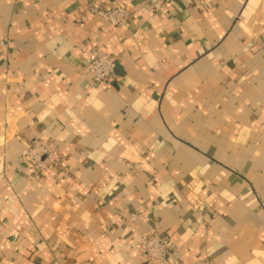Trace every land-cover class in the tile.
Returning a JSON list of instances; mask_svg holds the SVG:
<instances>
[{
    "label": "crops",
    "instance_id": "1",
    "mask_svg": "<svg viewBox=\"0 0 264 264\" xmlns=\"http://www.w3.org/2000/svg\"><path fill=\"white\" fill-rule=\"evenodd\" d=\"M0 31V264H149L150 231L164 264H264V0H0Z\"/></svg>",
    "mask_w": 264,
    "mask_h": 264
},
{
    "label": "built area",
    "instance_id": "2",
    "mask_svg": "<svg viewBox=\"0 0 264 264\" xmlns=\"http://www.w3.org/2000/svg\"><path fill=\"white\" fill-rule=\"evenodd\" d=\"M153 10H163L172 0H147ZM93 14L98 15L105 21L125 26L126 18L129 12L125 6H114L109 9L94 6L91 9ZM85 24V18L82 17L80 25ZM11 45L10 38L0 31V60L7 57ZM248 43L246 50L251 48ZM118 55L108 53L98 46L90 49L87 62L83 68V73L90 74L93 84L100 85L116 76V67ZM24 159H30L35 162L37 172H42L52 164L65 165V160L58 147L48 140L34 138L26 150ZM135 218L133 214L131 220ZM171 238L167 235H160L156 231L143 233L140 236V255L142 259L149 264H164L168 257V250Z\"/></svg>",
    "mask_w": 264,
    "mask_h": 264
}]
</instances>
